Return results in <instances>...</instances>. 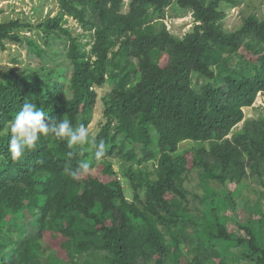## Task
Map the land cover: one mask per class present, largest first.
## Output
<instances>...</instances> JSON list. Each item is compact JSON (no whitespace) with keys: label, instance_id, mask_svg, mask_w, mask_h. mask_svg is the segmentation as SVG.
Here are the masks:
<instances>
[{"label":"trees","instance_id":"16d2710c","mask_svg":"<svg viewBox=\"0 0 264 264\" xmlns=\"http://www.w3.org/2000/svg\"><path fill=\"white\" fill-rule=\"evenodd\" d=\"M58 1L63 16L93 32L90 52L82 49L60 17L37 25L0 23L3 48L6 41H23L14 31L21 27L42 30L47 44L67 36L71 68L64 63L32 72L0 69V234L16 245L12 249L0 239V264H88L76 255L98 248L107 252L109 264H206L213 257L215 264H227L225 257L213 254L215 248L235 250L234 264H264V245L251 225H243L246 236L227 229L222 214L237 206L232 196L230 203H223V211L214 207L218 211L208 216L192 215L187 204L171 200L167 192L186 199L184 174L190 171H199L203 182L236 179L237 172H244L242 152L227 136L243 119V106L264 92V16L250 14L239 29L226 32L221 5L237 0H131L127 11L124 0ZM174 1L191 8L196 21L182 38L147 21L150 10L163 15ZM26 41L38 57L44 56L38 43ZM194 73L211 82L196 91ZM108 79L112 87L103 97L104 120L95 135V146L101 141L105 145L102 159L93 158L96 147L90 151V134L83 151L69 148L66 139L42 135L35 148L11 158L7 122L24 103L36 104L47 118H67L73 127L88 128L98 98L96 87ZM220 82L224 85L216 86ZM236 135V145L249 140L243 152L251 163L264 162V131ZM258 140L263 143L256 144ZM187 141L193 143L180 152ZM208 142L210 153L220 156L221 174L204 158L203 144ZM81 159L93 160L92 168L70 177L65 168L74 169ZM112 159L131 163L123 171L132 180V200L125 195ZM156 159L155 172L141 169ZM96 163L101 166L98 173L93 172ZM207 199L214 202L211 195ZM25 208L39 211L37 232L30 236ZM188 230L197 237L194 255L191 243L184 244ZM98 236L103 238L101 245ZM58 238L53 251L50 244Z\"/></svg>","mask_w":264,"mask_h":264},{"label":"rangeland","instance_id":"374dc122","mask_svg":"<svg viewBox=\"0 0 264 264\" xmlns=\"http://www.w3.org/2000/svg\"><path fill=\"white\" fill-rule=\"evenodd\" d=\"M131 0H124L123 11L128 10V6ZM221 8L225 11L226 16L223 20V27L226 32H232L239 29L244 22V19L250 14H255L262 18L264 16V0H237L236 3L227 4L223 3ZM52 17H60L61 23L64 27L68 28L73 37L77 41L83 44L82 49L90 52L91 45L93 43V32L85 31L81 28L79 23L72 17L61 13L58 0H0V23L8 22L10 20H19L21 23H31L37 25ZM148 24L155 25L157 28L165 27L175 37L182 38L186 34L193 31L196 21L193 17V11L191 8H181L176 2H172L165 9L163 15L152 14L150 10V16L148 18ZM147 23V22H146ZM19 33L23 38L22 42H10L6 41L5 47L0 45V69L3 71L17 70L19 72H32L38 69L42 65L44 66H69L67 61V50L69 47V38L67 36H61L46 42V38L43 35L42 30L33 27H21L14 30ZM26 39H32L35 43L44 50V56L38 57L30 44ZM65 63V65H63ZM211 82L206 76L199 73H194L192 78V87L196 91L202 90L205 84ZM224 83H217L216 86H223ZM111 80H107L106 84L102 87H96L98 92V98L94 110L91 116V122L88 126L89 134L92 137V147L90 151H94L95 148V135L98 133L101 123L104 120L105 104L103 97L111 89ZM244 117L238 122L228 134V138L235 147V150L242 152V158L244 161V172L240 174L236 173V179L228 177L226 180H211L210 182H203L199 171H190L188 174H184L185 182L184 189L186 199H183L181 195L174 191H167L171 200H181L182 203L189 208L192 215L205 213L208 216H212L217 209H223V203L226 205L230 203L231 196L237 201V206L228 207L222 214L225 217L227 223V229L230 232L237 233L239 235L246 236L243 225H251L253 230L257 234V239L261 245H264V162L261 161L251 163L250 158L243 152L244 147L249 145V140L241 139V145L237 144V133L247 132L251 134H261L264 131V92L259 91L254 102L251 105L243 106ZM7 122V126L9 127ZM263 143L258 140L256 144ZM193 143L191 141L183 142L179 151H183V147ZM220 143V142H219ZM200 144V143H199ZM198 144V145H199ZM255 146L259 148L258 145ZM195 145V146H198ZM206 161L212 160L215 165V171L222 173V165L220 162V156L210 153V143H204ZM208 149V151L206 150ZM260 149V148H259ZM236 150V151H237ZM264 150V149H260ZM216 160V161H215ZM112 164L117 171L119 178L122 180L124 186L125 195L128 199L132 200L134 195V189L131 187L132 181L125 175L123 170H126L131 164L120 159H112ZM192 160L190 159V163ZM97 165L93 168V172H99L101 166ZM255 164V165H254ZM148 166V167H147ZM158 159L148 161L141 166V169L147 168L146 171L155 172L158 167ZM156 175H151L154 177ZM131 180V181H130ZM207 194L214 198L211 201L207 199ZM214 203V204H213ZM223 211V210H222ZM24 221L28 225V236L37 232L36 222L39 217V211L32 208H25ZM51 232L45 238L46 242L51 240ZM4 238L12 249H15V243H12L8 236L0 234V239ZM184 244L189 245L196 243V234L193 230H188V233L183 235ZM8 239V240H7ZM59 238L55 239L53 244V251L56 250V245L59 242ZM96 242L101 245L103 243L102 236H98ZM193 247V248H192ZM196 247L191 246L193 255L196 252ZM11 249V250H12ZM186 250L190 248L185 246ZM214 253H219L220 258L224 257L228 260L227 264H234L236 256L233 254L235 250L222 251L220 248H215ZM11 250L9 252H11ZM105 255L107 252L102 249H95L94 251H86L76 255L78 260L92 264L106 263ZM47 256H44V260ZM211 257V256H210ZM213 257V256H212ZM184 261V256L182 257ZM211 259V258H210ZM207 260L206 264H215L216 257H213L210 261ZM166 264H173V262H167Z\"/></svg>","mask_w":264,"mask_h":264},{"label":"clouds","instance_id":"9594fccd","mask_svg":"<svg viewBox=\"0 0 264 264\" xmlns=\"http://www.w3.org/2000/svg\"><path fill=\"white\" fill-rule=\"evenodd\" d=\"M9 133L8 149L13 160L35 148L42 135L66 139L69 148L77 147L81 151L89 142V130L85 125L73 127L67 118L59 120L47 118L44 110L31 102L24 103L16 112L9 123ZM95 147L93 158L100 160L105 156V145L101 141ZM92 166L93 160L81 159L74 169L66 167L65 171L70 177L75 178L89 172Z\"/></svg>","mask_w":264,"mask_h":264}]
</instances>
